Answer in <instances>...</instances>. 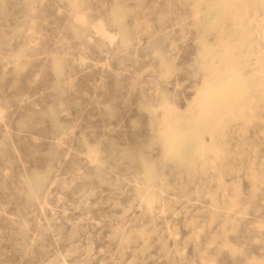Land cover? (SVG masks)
<instances>
[{
  "label": "rangeland",
  "instance_id": "rangeland-1",
  "mask_svg": "<svg viewBox=\"0 0 264 264\" xmlns=\"http://www.w3.org/2000/svg\"><path fill=\"white\" fill-rule=\"evenodd\" d=\"M0 264H264V0H0Z\"/></svg>",
  "mask_w": 264,
  "mask_h": 264
}]
</instances>
